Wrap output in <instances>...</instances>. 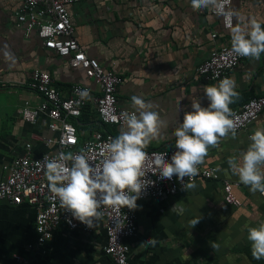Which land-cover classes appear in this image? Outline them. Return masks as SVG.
Wrapping results in <instances>:
<instances>
[{
  "label": "crops",
  "instance_id": "crops-1",
  "mask_svg": "<svg viewBox=\"0 0 264 264\" xmlns=\"http://www.w3.org/2000/svg\"><path fill=\"white\" fill-rule=\"evenodd\" d=\"M21 5L22 0H0V180L7 176L4 166L24 154L32 133L52 135L46 118L32 125L19 114L24 101L41 102L28 87L35 70L48 72L62 95L74 85L99 92L82 69L44 48L36 32L17 27L15 13ZM232 10L238 13L233 27L251 19L264 26V0H232ZM69 13L88 56L121 77L120 107L136 111L132 97L138 96L160 116V135L144 150L171 148L184 113L193 101L207 106L204 87L218 84L198 76L197 68L214 50L231 45V30L210 9L193 10L191 0H89L69 7ZM231 79L239 93L230 105L233 113L264 95V53L258 60L246 57ZM81 127L82 141L97 130L85 137ZM125 128L109 126L115 137ZM257 128H264V111L247 131L209 147L202 165L217 168L218 180L199 178L195 188H182L175 196L137 202V233L125 241L133 264H264V259L253 258L247 239L250 227L264 223V198L240 183L228 164L230 157L239 158L247 150L248 136ZM45 152L34 143V155ZM226 181L241 184L234 189L241 207L225 202ZM35 220L36 211L29 205L0 206V264H23L16 255L26 264H112L103 252L107 236L101 221H95L90 233L60 225L53 239L40 246ZM151 238L155 245L145 243Z\"/></svg>",
  "mask_w": 264,
  "mask_h": 264
},
{
  "label": "built area",
  "instance_id": "built-area-1",
  "mask_svg": "<svg viewBox=\"0 0 264 264\" xmlns=\"http://www.w3.org/2000/svg\"><path fill=\"white\" fill-rule=\"evenodd\" d=\"M89 0H22L21 7L16 11V25L28 34L36 32L44 48L51 50L60 57L67 58L73 68H80L86 77L92 80L99 88L96 94L91 88L82 85L71 87L67 95H62L55 86V80L45 71L35 70L29 82V89L41 97L38 105L29 100L23 102L19 110L23 121L32 125L39 124L42 118L48 120V131L51 136L32 133L31 140L26 143L24 154L17 157L10 166H4L7 176L0 180V206L3 203L12 206L23 204L33 207L36 211L35 231L38 245L43 246L53 239L54 232L60 225L70 230H82L90 233L95 221H101L106 231L107 243L103 252L112 264H133L129 258L130 249L126 239L137 233V211L121 206H102L103 213L99 220H95L91 227L75 219L71 212L62 208L57 199L53 198L45 176L42 161L45 155L55 156L60 152L78 153L81 149L91 150L93 166L103 158V148L116 137L106 130L92 131L83 141L75 122L83 114L87 106L98 115L99 120L109 126H125L122 114L133 112L120 107L118 89L122 82L121 77L112 70L106 69L98 59L88 56L81 43L76 38L74 22L69 13V7ZM139 1V0H137ZM153 3L159 0H147ZM228 8L232 9V0ZM220 17L223 28L231 30L234 26V16L230 21ZM213 38L217 34L212 35ZM246 57L231 53V45L214 50L209 57L197 68L198 76L207 81L220 82L224 78H231V73L237 69ZM87 91L89 98L82 99L81 93ZM264 111V95L252 98L239 110L233 112L236 122V135L247 131ZM251 135L248 136V138ZM232 137L229 133L220 140ZM34 143L46 148L40 156L34 155ZM177 151L176 143L163 151L150 150L145 161L146 189L138 201L147 199H165L175 196L187 183H193L199 178L218 180L219 173L215 167L204 168L199 165V172L193 178H184L181 182L177 176L165 179L155 167L154 154H166L165 158L171 162V156ZM239 182L226 181L224 183V200L234 207H241L242 201L234 193L239 188ZM264 198V194L260 193ZM16 260L26 264L27 260L16 255Z\"/></svg>",
  "mask_w": 264,
  "mask_h": 264
},
{
  "label": "clouds",
  "instance_id": "clouds-1",
  "mask_svg": "<svg viewBox=\"0 0 264 264\" xmlns=\"http://www.w3.org/2000/svg\"><path fill=\"white\" fill-rule=\"evenodd\" d=\"M229 3L230 0H191V7L196 11L211 9L223 16L227 24L233 16H238L227 7ZM231 53L257 60L264 53V26L257 19L231 28ZM4 55L13 58L9 52ZM204 94L207 106L193 101L191 110L184 113L182 122L174 130L177 151L171 156V162L165 158L166 154H154L153 163L165 179L175 175L183 182L185 177H195L209 147L218 145L229 133L233 138L236 136L237 126L230 108L239 96L235 81L226 77L217 85L205 86ZM81 97L87 99L89 93L84 91ZM132 105L136 111L122 114L126 128L104 146L99 164L93 166L90 162V149L43 158L53 198L89 227L102 217V206L136 209L137 200L146 189L142 179L147 158L144 149L159 137L163 122L153 106L141 97L133 96ZM249 139L251 143L242 156L230 157L228 164L240 183L252 192L264 194V128L255 129ZM195 187L194 183L185 185L187 189ZM193 223L195 226L199 220ZM247 239L253 258L264 259V223L250 227ZM145 243L155 245L156 240L151 238Z\"/></svg>",
  "mask_w": 264,
  "mask_h": 264
},
{
  "label": "trees",
  "instance_id": "trees-1",
  "mask_svg": "<svg viewBox=\"0 0 264 264\" xmlns=\"http://www.w3.org/2000/svg\"><path fill=\"white\" fill-rule=\"evenodd\" d=\"M86 124L93 125L94 126V129H97V130H106V131L112 133L110 131V129H109V125H105V124H103L99 120L98 115L96 114V112L94 110H92V107L91 106H87L83 110V114H82V116L79 118V120L77 122V128H78V130L81 131L82 130V127L81 126H85ZM80 139H82V138H80Z\"/></svg>",
  "mask_w": 264,
  "mask_h": 264
},
{
  "label": "rangeland",
  "instance_id": "rangeland-1",
  "mask_svg": "<svg viewBox=\"0 0 264 264\" xmlns=\"http://www.w3.org/2000/svg\"><path fill=\"white\" fill-rule=\"evenodd\" d=\"M112 127V126H111ZM94 129V126L93 125H89V124H86L84 127H83V130H84V136L86 137V136H88V134H89V132L91 131V130H93Z\"/></svg>",
  "mask_w": 264,
  "mask_h": 264
}]
</instances>
